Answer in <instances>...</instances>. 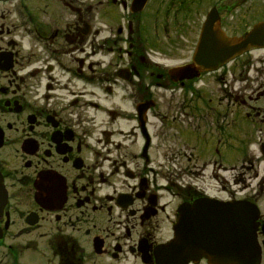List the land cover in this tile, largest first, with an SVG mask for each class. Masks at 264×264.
Instances as JSON below:
<instances>
[{"label":"flooded vegetation","instance_id":"af4514ba","mask_svg":"<svg viewBox=\"0 0 264 264\" xmlns=\"http://www.w3.org/2000/svg\"><path fill=\"white\" fill-rule=\"evenodd\" d=\"M133 1L0 0V264H157L204 199L257 206L264 264V56L191 78L212 0Z\"/></svg>","mask_w":264,"mask_h":264},{"label":"water","instance_id":"95a60500","mask_svg":"<svg viewBox=\"0 0 264 264\" xmlns=\"http://www.w3.org/2000/svg\"><path fill=\"white\" fill-rule=\"evenodd\" d=\"M215 22L213 11L208 15L194 55V61L202 69H214L229 60L239 56L250 48L264 47V22L253 26L244 39L238 40L225 37L218 29H212ZM220 212L219 219L212 228L201 221L195 226L187 227L184 219L179 220L176 227V238L171 244L177 254L183 252V246L189 243L187 233L194 239L200 238L206 245L204 250L211 257H218L220 262L242 264L241 259H247V264L256 263L258 248L254 239L255 211L248 204H221L215 207ZM203 225V226H202ZM211 246H207V243ZM177 256V255H176Z\"/></svg>","mask_w":264,"mask_h":264},{"label":"rangeland","instance_id":"374dc122","mask_svg":"<svg viewBox=\"0 0 264 264\" xmlns=\"http://www.w3.org/2000/svg\"><path fill=\"white\" fill-rule=\"evenodd\" d=\"M252 7L253 9V13L251 14L250 18H248L247 16V22H254V18H256L257 21L261 20L262 18H257V16L259 17V15H264V0H245V3L243 4V7H241V11L239 13H237V16H240V14L242 13L244 16H246L244 14V10L246 9V7ZM264 52H256L253 53V57L252 60H255L256 58H261ZM238 86V85H237ZM227 176V175H226ZM221 186H225L227 187V185L222 182ZM238 189V188H237Z\"/></svg>","mask_w":264,"mask_h":264}]
</instances>
